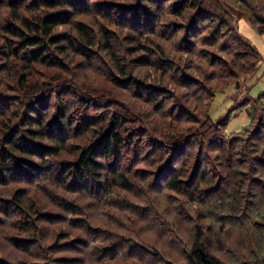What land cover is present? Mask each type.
<instances>
[{"label":"clouds","instance_id":"9594fccd","mask_svg":"<svg viewBox=\"0 0 264 264\" xmlns=\"http://www.w3.org/2000/svg\"><path fill=\"white\" fill-rule=\"evenodd\" d=\"M0 264H264V0H0Z\"/></svg>","mask_w":264,"mask_h":264}]
</instances>
